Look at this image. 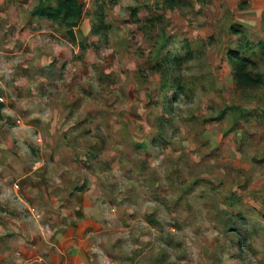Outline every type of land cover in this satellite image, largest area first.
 I'll use <instances>...</instances> for the list:
<instances>
[{
	"label": "rangeland",
	"instance_id": "374dc122",
	"mask_svg": "<svg viewBox=\"0 0 264 264\" xmlns=\"http://www.w3.org/2000/svg\"><path fill=\"white\" fill-rule=\"evenodd\" d=\"M38 3L0 0V264H264V0Z\"/></svg>",
	"mask_w": 264,
	"mask_h": 264
},
{
	"label": "trees",
	"instance_id": "16d2710c",
	"mask_svg": "<svg viewBox=\"0 0 264 264\" xmlns=\"http://www.w3.org/2000/svg\"><path fill=\"white\" fill-rule=\"evenodd\" d=\"M46 2L51 0H39V3L31 10V15L46 16L49 19L61 21L68 28L70 37H74L73 28L78 24L83 9L81 0H55V6L46 5ZM231 59L234 66V78L238 85L257 87L263 84L261 74L253 72L257 68L254 61L237 53H234Z\"/></svg>",
	"mask_w": 264,
	"mask_h": 264
},
{
	"label": "crops",
	"instance_id": "0c3cea01",
	"mask_svg": "<svg viewBox=\"0 0 264 264\" xmlns=\"http://www.w3.org/2000/svg\"><path fill=\"white\" fill-rule=\"evenodd\" d=\"M86 209L88 210L87 207L85 208V210ZM82 211H84V210H82ZM80 217H81V219H85L84 215L83 216L80 215ZM81 219L79 221L77 220L76 222H73L74 223L73 225H71V224L62 225L63 230H60V231L63 232V233H59V234L61 235V234L65 233V236H67V234H68V237H70V238H72V237L75 238V236H73L74 234L76 235L77 238H78V236H81L84 233V230H85L83 220H81ZM83 240H84V238H83ZM83 242L84 241L81 240V244L79 246L76 245L77 246L76 249L79 251L78 253H80L82 251L81 245L83 244ZM82 259H84V258H82Z\"/></svg>",
	"mask_w": 264,
	"mask_h": 264
}]
</instances>
